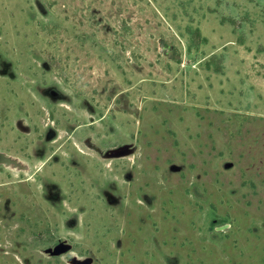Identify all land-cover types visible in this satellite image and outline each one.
<instances>
[{
  "label": "rangeland",
  "instance_id": "rangeland-1",
  "mask_svg": "<svg viewBox=\"0 0 264 264\" xmlns=\"http://www.w3.org/2000/svg\"><path fill=\"white\" fill-rule=\"evenodd\" d=\"M0 151V264H264V0H0Z\"/></svg>",
  "mask_w": 264,
  "mask_h": 264
},
{
  "label": "water",
  "instance_id": "water-1",
  "mask_svg": "<svg viewBox=\"0 0 264 264\" xmlns=\"http://www.w3.org/2000/svg\"><path fill=\"white\" fill-rule=\"evenodd\" d=\"M18 163L19 162L17 159H14L11 156L7 155L5 152L0 151V164L17 165ZM227 227H228V224H225V225L219 226L218 229H225Z\"/></svg>",
  "mask_w": 264,
  "mask_h": 264
}]
</instances>
